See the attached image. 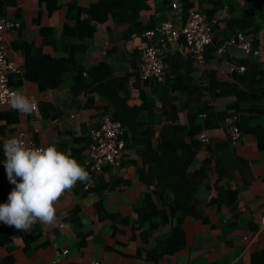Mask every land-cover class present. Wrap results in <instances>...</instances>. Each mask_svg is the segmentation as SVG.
<instances>
[{"label": "crops", "instance_id": "1", "mask_svg": "<svg viewBox=\"0 0 264 264\" xmlns=\"http://www.w3.org/2000/svg\"><path fill=\"white\" fill-rule=\"evenodd\" d=\"M6 1L0 19L17 23L16 27L3 30L7 58L22 68L20 74L9 75V85L37 101L38 111L24 115L7 105H0V203L7 202L8 193L14 187L2 166L5 139L25 129L37 144L43 147L55 145L83 165L87 147H82L75 139L87 133L89 128L97 127L104 115L112 117L113 111L105 99L95 98L92 102L86 99L85 93L74 96L69 89L70 75H64L62 84L48 88L40 87L23 72L26 58L60 57L63 52L56 50L48 39L57 41L60 38L69 4L83 5L88 0H57L58 8L52 11L40 0ZM157 1L154 26L170 16L172 2H177L183 9L179 0ZM18 11L21 12L19 18ZM33 12L35 14H28ZM237 14L238 11L230 13L226 2L214 14V19L223 27L227 17ZM261 22L264 27V20ZM46 28L53 30L51 36L44 34ZM242 34L251 39L250 52L227 46L225 41L207 52L212 53V57L205 65L194 59L182 37L169 47L164 71L170 75L168 64L171 63L172 72L179 75L172 76L175 90L169 92L167 100L172 102L168 110H172V105L181 106L191 94L196 95L192 90L193 83L204 84L209 68H217L219 78L230 81L227 72L229 67H237V60L249 57L257 61L260 54L264 58V31L256 34L257 37ZM126 38L124 31L116 29L111 17L97 24L83 64L87 68L109 59L113 75L127 76L125 89L131 97L125 113L132 105H144L148 98L153 103L151 113L144 111L140 116L151 121L154 140L157 142L159 136H165L164 140L179 144L186 135L183 132L172 137L164 128L171 121L161 117L163 97L151 94V84L141 85L135 81L139 55L134 57L126 51ZM255 38L258 39L257 47L253 45ZM214 46L213 43L210 47ZM219 47H224L220 55L216 53ZM110 49L114 51L108 58ZM218 57L223 61H217ZM179 60L183 61L182 65H177ZM188 62L193 68L190 74L187 73ZM177 117L178 124L187 123L185 109H180ZM196 135L202 141L196 154L199 159L209 153V147H219L217 157L233 165L219 174L213 167L214 161L211 162L208 188L196 193L198 216H178L180 206L174 203L175 217H171L167 205L162 203L167 196L150 194L156 208L173 221L155 228L150 221L140 219L136 207L143 205V197L148 195L154 182L149 165L139 154L125 147L118 167L105 165L92 187L85 189V182H78L60 197L54 225L36 223L25 232L0 222V264H264V228L259 223L264 215V150L259 149L257 136L240 132L239 141L233 146L228 141L225 124L203 129ZM259 135L264 137V132ZM220 142L227 144L221 148ZM174 221L181 230L168 240Z\"/></svg>", "mask_w": 264, "mask_h": 264}, {"label": "trees", "instance_id": "2", "mask_svg": "<svg viewBox=\"0 0 264 264\" xmlns=\"http://www.w3.org/2000/svg\"><path fill=\"white\" fill-rule=\"evenodd\" d=\"M56 1L40 0L46 4L49 11L58 8ZM179 1L183 8L179 18L181 21L189 12H199L211 25L212 44L214 43L215 46L210 47V45L206 48L204 65L212 57V53L207 52L223 44L237 31L246 35L253 34L255 37L264 31L261 22L264 20V0ZM226 2L229 3L230 13L238 11V14L227 17L224 26L220 27L214 19V14ZM6 3V0H0V15L3 14ZM157 3V0H88L83 5L73 2L66 7L60 38L57 41L55 38L48 39L56 50L63 52L60 57L26 58L23 68L24 76L33 79L40 87H56L62 84L64 75H70L69 89L74 96L85 93L88 101L93 102L95 98L108 101V105L113 108L112 118L120 121L124 126L122 137L125 147L139 154L150 167V177L154 184L147 193L148 195L143 197V205L136 207V212L140 219L150 221L155 228L170 223L172 219L156 208L150 194L158 197L160 194L167 196L162 203L167 205L171 217H175L174 203L180 206L178 216H198L196 205L199 199L196 193L200 189L204 191L208 188L207 178L212 170L211 162L214 161L213 167L219 174H223L233 166L227 162L228 160L223 161L217 157L219 147L213 149L209 147V155H204L199 159L196 154H198L202 141L196 135L198 132L220 124H225L228 129L229 125L226 120L235 118L233 123L238 127L239 132H248L257 136L258 147L264 150V137L259 135L264 132V58L260 51L257 61L249 57L236 61L237 66H244L243 71L229 67L227 74L231 76L230 81L221 80L217 68H209L206 71L207 81L204 84L193 83L192 90L196 92V95L191 94L181 106L172 105V110L167 109L172 102L167 99L170 96L169 92L175 90V80L172 76L178 77L179 75L177 72H172L173 64L167 63L168 69L171 70L170 75L164 71V78L159 82L155 79H143L138 67L136 68L135 81L141 85L151 84V94L163 97L164 109L161 111V117L171 121L170 125H164V128L171 132L172 137L185 133L187 140L186 137L182 138L179 144L164 140L165 136H159L157 142L154 140L151 121L140 116L144 111L151 113L153 103L148 98L144 105H132L125 113V107L128 106L127 102L131 97L125 89L128 83L127 76L113 75L109 59L85 67L83 61L86 59V49L88 42L96 32V25L103 23L109 17L117 30L124 31L127 37L125 39L126 51L134 57L140 55L147 40L139 35L145 30L154 28V15L156 14L154 7ZM18 15L19 18L20 11ZM52 32L51 28L44 29V34L48 36H51ZM257 44L258 39L255 38L254 47H257ZM113 51L114 49L107 51L108 58L111 57ZM165 57L166 62L168 58L165 59ZM219 57L217 61L221 59L223 61V58L219 59ZM182 63V60H179L178 64L176 62L177 65H182ZM132 65L135 67L134 63ZM192 70L189 64L187 73L190 74ZM180 109H185L187 113V123L183 125L177 123V112ZM88 130L87 133L75 139L81 143L82 147H87L90 142ZM228 137L231 143L229 134ZM237 142L233 146H236ZM218 144L222 148L227 143ZM88 173L90 176V172ZM157 218L159 220L154 221ZM170 228L171 234L167 237L168 240L175 232L181 230L176 221Z\"/></svg>", "mask_w": 264, "mask_h": 264}, {"label": "built area", "instance_id": "3", "mask_svg": "<svg viewBox=\"0 0 264 264\" xmlns=\"http://www.w3.org/2000/svg\"><path fill=\"white\" fill-rule=\"evenodd\" d=\"M170 16L154 26L142 32L140 36L147 40L143 50L139 55L138 71L143 79H155L162 81L164 76V57L169 47L175 45L180 37L184 44L194 55L198 63L205 60L206 48L212 44V30L204 16L199 12H189L180 24L177 20L182 15L181 6L177 2L170 5ZM17 23L0 19V94L7 91H15L9 85L10 74H20L22 68L19 64L7 58V49L4 43L3 30L16 27ZM227 46H233L241 51L248 53L251 50V39L237 32L226 40ZM224 47L216 49L220 55ZM257 54V51H254ZM238 71H243L244 66L235 67ZM228 118V134L230 141L235 144L240 138V132L233 120ZM124 126L122 123L111 116L104 115L97 127L88 130L90 142L87 146L86 155L83 159V167L90 172L89 181L85 182L84 188L93 185L95 177L102 171L105 165L118 167L121 163L125 142L123 140ZM15 136L22 138L27 144L34 147H43L37 144L29 135L27 130H18ZM203 138L202 136H200ZM4 160L2 166L4 167ZM260 226L264 228V215L260 218ZM67 250H64L66 253ZM93 264V263H92Z\"/></svg>", "mask_w": 264, "mask_h": 264}, {"label": "clouds", "instance_id": "4", "mask_svg": "<svg viewBox=\"0 0 264 264\" xmlns=\"http://www.w3.org/2000/svg\"><path fill=\"white\" fill-rule=\"evenodd\" d=\"M0 105L30 115L38 102L17 92L0 94ZM4 168L10 184L7 202L0 203V222L16 231H28L36 223L45 226L57 221L56 205L78 182L90 179L88 171L55 145L34 147L11 136L3 143Z\"/></svg>", "mask_w": 264, "mask_h": 264}]
</instances>
